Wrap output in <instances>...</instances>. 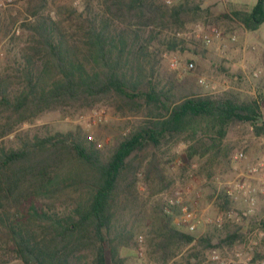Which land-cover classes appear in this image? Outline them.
I'll return each mask as SVG.
<instances>
[{
	"label": "trees",
	"instance_id": "trees-1",
	"mask_svg": "<svg viewBox=\"0 0 264 264\" xmlns=\"http://www.w3.org/2000/svg\"><path fill=\"white\" fill-rule=\"evenodd\" d=\"M32 1L14 37L12 66L0 71V140L14 135L18 142L0 145V243L22 264H121L136 235L126 215L133 216L139 184L162 181L158 153L183 143L185 162L210 151L227 156L221 146L229 127L246 124L255 137L264 136L262 99L234 91L200 94L175 80L161 85L155 44L203 13L188 0H96L97 10L87 0L83 12L72 7L65 18L60 8L51 13L47 0ZM224 17L257 31L264 0L248 10L231 6ZM166 43L174 50L184 41L173 36ZM103 104L120 116H140L103 147L81 128L46 136L19 132L44 113ZM178 211L158 206L147 231L162 264L181 247L232 246L243 237L236 228L212 246L210 238L196 239L172 224ZM257 226L264 231V219ZM199 254L191 259L197 262Z\"/></svg>",
	"mask_w": 264,
	"mask_h": 264
},
{
	"label": "rangeland",
	"instance_id": "rangeland-1",
	"mask_svg": "<svg viewBox=\"0 0 264 264\" xmlns=\"http://www.w3.org/2000/svg\"><path fill=\"white\" fill-rule=\"evenodd\" d=\"M87 0H47V9L57 12L65 18L72 7L76 14L85 9ZM167 1V0H165ZM173 5L183 0H170ZM198 5L203 13L195 22L185 25L176 32L161 35V44H155L161 52L158 64V78L161 85L175 80L192 87L194 91L205 95H218L234 91L262 99L260 111L264 119V23L257 31H246L237 21L225 18L231 6L238 9H250L255 0H188ZM32 0H0V71L11 67L18 40L21 35L20 24L26 19ZM98 2L92 3L97 10ZM200 31H197L196 29ZM212 29L221 33L222 41L211 37L204 42L202 35H211ZM182 39L184 43L174 50H169L166 41L171 37ZM234 38L235 40H231ZM14 39V40H13ZM193 67L189 69V64ZM94 114L97 116L93 118ZM140 121V116L117 115L109 104L98 105L93 109L69 110L68 112L44 113L31 124H23L19 132L46 136L54 133H67L81 128L91 140L106 145L120 132ZM207 144L211 142L206 140ZM0 145L17 147L14 135L0 140ZM186 144L178 143L162 149L158 153L159 169L162 181L141 182L138 187V199L133 206V216L126 215L130 223L136 226V235L131 244L124 248L121 264H162L153 252L154 245L147 239V231L157 221V207L180 197L182 205L201 218L198 227L189 232L181 225V208L173 219V225L196 239L208 237L215 246L233 229L240 228L242 239L232 246L203 248L195 243L181 247L177 256L166 264H245L264 255V231L257 223L264 219V187L247 174L250 166L264 159V136L255 137L249 125H233L228 128L222 143L228 154L215 158L213 151L204 157L196 155L189 162L184 161ZM244 151L245 158L240 161L234 155ZM169 183L164 191L157 192L162 184ZM227 185L233 191L232 197L226 193ZM239 186L241 188H239ZM255 189V191H251ZM250 191V192H248ZM178 195V196H177ZM229 204L224 207L225 200ZM129 204L128 207H132ZM129 213L128 209L126 214ZM220 218L219 222L216 219ZM199 252L198 261L191 256ZM109 262V260H108ZM0 264H22L13 258L0 243Z\"/></svg>",
	"mask_w": 264,
	"mask_h": 264
},
{
	"label": "built area",
	"instance_id": "built-area-1",
	"mask_svg": "<svg viewBox=\"0 0 264 264\" xmlns=\"http://www.w3.org/2000/svg\"><path fill=\"white\" fill-rule=\"evenodd\" d=\"M10 1V0H7ZM168 4L171 2L170 0L166 1ZM197 31H200L198 28ZM211 37H214V39L222 41L221 33L217 31L216 29H212L211 35L204 34L202 35V39L204 42H209V39ZM231 40H235L234 38H231ZM189 69L193 67V65L189 64ZM97 115L94 114L93 118H95ZM98 147H101V144H98ZM245 158L244 151L237 152L233 159L235 161H240ZM247 174L251 177H253L255 180H257L260 183V188L264 187V159H260L256 163L250 166L249 170L247 171ZM239 188H241L239 186ZM255 191V189L251 190ZM250 192V191H248ZM260 192H264L263 189H260ZM226 193L229 197H232L233 200H236V197H233V191L230 190V186L227 185ZM178 196V195H177ZM173 206H179L181 208V225L186 227L189 232L194 231L198 225L202 222L201 218L197 217L196 214H194L193 211L189 210L187 207L182 205L181 198L178 196L173 200H169L167 203V207H173ZM220 218L216 219L217 222H219ZM221 264H225L223 261H221ZM245 264H264V255L256 260L253 261V259L249 258L247 259Z\"/></svg>",
	"mask_w": 264,
	"mask_h": 264
}]
</instances>
